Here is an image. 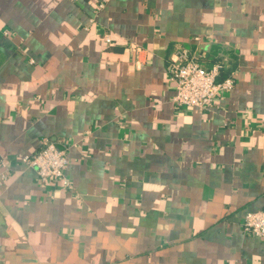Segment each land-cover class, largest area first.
I'll return each instance as SVG.
<instances>
[{
    "label": "crops",
    "instance_id": "crops-1",
    "mask_svg": "<svg viewBox=\"0 0 264 264\" xmlns=\"http://www.w3.org/2000/svg\"><path fill=\"white\" fill-rule=\"evenodd\" d=\"M101 1L0 0V264H264V0ZM180 48L234 74L209 110ZM44 140L70 187L21 160Z\"/></svg>",
    "mask_w": 264,
    "mask_h": 264
},
{
    "label": "built area",
    "instance_id": "built-area-1",
    "mask_svg": "<svg viewBox=\"0 0 264 264\" xmlns=\"http://www.w3.org/2000/svg\"><path fill=\"white\" fill-rule=\"evenodd\" d=\"M109 0H102L103 8ZM195 42L202 44L196 37ZM110 42V38H107ZM225 64L221 60L207 63L205 57L197 50L180 48L167 64L169 80L175 87L173 103L176 108L209 110L223 92L235 87L234 74L224 76ZM21 160L36 170L44 183L59 182L63 187H70L66 176L69 165L68 148H60L51 140H44L38 151L21 156ZM9 171L5 159L0 158V178L5 180ZM247 236L264 237V211L248 213L241 226Z\"/></svg>",
    "mask_w": 264,
    "mask_h": 264
}]
</instances>
